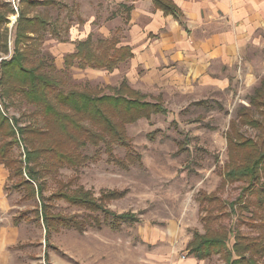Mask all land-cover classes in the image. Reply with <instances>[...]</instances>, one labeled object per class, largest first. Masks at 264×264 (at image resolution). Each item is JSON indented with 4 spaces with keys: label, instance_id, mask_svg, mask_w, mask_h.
Instances as JSON below:
<instances>
[{
    "label": "rangeland",
    "instance_id": "obj_1",
    "mask_svg": "<svg viewBox=\"0 0 264 264\" xmlns=\"http://www.w3.org/2000/svg\"><path fill=\"white\" fill-rule=\"evenodd\" d=\"M20 1L0 0V4L9 3L17 11ZM55 1L56 6H41L28 11L30 16L39 13L49 21L44 39H39L37 44L38 55L43 57L45 64L53 61L59 70H64L60 61L63 51L59 48L63 47V41H71L77 35L80 30L77 25L82 27L83 16L97 13L95 24H98L108 17V13L115 12L118 4L105 0ZM17 17L18 13L8 15V52H1L0 46V60L10 58L14 52L15 32L12 27ZM121 28V33L117 34L123 38L125 27ZM115 29L111 35L116 33ZM94 35L95 38L101 37L97 32ZM1 41L0 38V44ZM126 69L123 66L116 73H101L71 68L65 75L60 74V88H91L110 93L107 86H118ZM132 88L140 91L139 87ZM143 90L148 99H161L169 112L126 125L128 139L141 163L125 168V165L108 161L110 156L104 144L87 146L82 150L88 156L83 166L60 168L43 181L46 182L47 197L57 191L61 183L72 181V189L83 187L106 209L117 214L134 213L138 221L124 223L120 229L114 230L104 212L58 199L49 201L52 212L78 215L86 229L78 231L73 227H62L47 241L36 213L38 203L22 198L23 193L13 188L14 181L8 180V171L0 166V264H226L219 255L196 260L189 255L187 245L194 231H205L198 196L201 191L211 193L219 189L228 161L226 135L230 122L235 118L240 121L238 112L242 106L250 107L254 90L251 93L217 90L210 91L207 96H201L197 90L196 93L161 87ZM200 100H207L213 106L220 103L223 109L196 105L195 102ZM0 102L5 104L4 110L9 118L19 119L20 126L41 124V118L33 114L34 107L21 98L14 96L11 101L1 98ZM253 115L258 117L259 111L256 109ZM239 126L248 137L256 138L259 133L248 126ZM24 148L23 139L14 148V154L20 160H25ZM113 155L126 163L124 147L115 145ZM244 186L243 183L230 184L218 193L222 201L230 203L238 199ZM108 190H115L122 196L99 200ZM251 197V200L256 198ZM239 207L236 205L237 210L232 213H229L230 206L214 211L218 214L216 223L233 230L228 240L229 248L235 243L236 231L248 237L258 234L255 226L260 218L253 222L252 214L246 210L241 212ZM20 213H25L28 220L15 226L12 219ZM259 264H264V257Z\"/></svg>",
    "mask_w": 264,
    "mask_h": 264
},
{
    "label": "trees",
    "instance_id": "obj_2",
    "mask_svg": "<svg viewBox=\"0 0 264 264\" xmlns=\"http://www.w3.org/2000/svg\"><path fill=\"white\" fill-rule=\"evenodd\" d=\"M153 3L157 9L166 15H173L181 25H185L181 9L172 0H153ZM56 5L55 0H21L17 12L9 3L0 4L1 52H8V15L18 13L12 27L15 32L14 52L10 58L0 60V101L1 98L11 101L14 96L19 97L34 107L33 114L41 118V124L20 126L19 119L9 118L4 110L5 104L0 102V164L9 170L8 179L14 181L13 188L23 193L22 198L38 203L36 213L45 229L47 241L54 231L62 227H73L78 231L86 229L80 216L52 212L53 206L49 201L58 199L91 211L104 212L114 230L120 229L124 223L138 221L134 213L117 214L106 209L83 187L72 189V181L61 183L60 188L47 197L46 182L43 181L59 172L60 168L83 166L88 156L82 150L87 146L100 147L104 144L110 156L108 161L125 165V168L141 163L140 156L134 154L128 139L126 125L169 112L161 99H148V95L132 88L126 79L118 86H107L110 93L91 88L61 89L60 74L65 75L72 67L112 72L122 62L132 58L133 53L129 46L119 45L122 36L118 34L122 28H117L109 38H95L91 33L85 40L78 41L76 51L65 58L64 70H59L53 61L45 64L43 57L38 55L37 44L39 39H44L49 21L39 13L30 16L29 11ZM118 7L127 13L124 21L128 23L134 6L120 3ZM195 104L204 105L207 109H223L220 103L213 106L207 100ZM256 109L258 117L253 115ZM238 118L240 121L237 118L231 120L226 135L228 161L219 189L211 193L201 191L198 196L199 209L204 213L201 219L205 231H194L187 245L189 255L198 260L219 255L226 264H259L264 257V79L250 97V107L242 106ZM239 125L259 133L256 138L248 137L239 130ZM22 139L25 160L14 154L16 144L19 145ZM115 145L126 149V163L113 157ZM234 183L245 184L242 193L233 202L222 201L218 192ZM119 196L122 194L108 190L99 200ZM251 196L256 198L251 200ZM236 205L240 206L241 212H250L253 222L260 218L255 226L258 234L248 237L236 231L235 243L229 248L228 240L233 230L217 224L218 214L214 211L230 206L229 213L236 212ZM25 215L20 213L13 217V225L19 226L25 219L28 220Z\"/></svg>",
    "mask_w": 264,
    "mask_h": 264
},
{
    "label": "crops",
    "instance_id": "obj_3",
    "mask_svg": "<svg viewBox=\"0 0 264 264\" xmlns=\"http://www.w3.org/2000/svg\"><path fill=\"white\" fill-rule=\"evenodd\" d=\"M111 1L118 4L115 12L98 24L97 13L84 15L77 35L63 41L59 49L64 69L65 58L76 51L78 41L94 32L109 38L113 29L123 26L119 45L129 46L133 57L112 73L126 66L123 79L143 94H147L143 89L159 87L197 90L201 96L217 90L251 93L264 79V0H172L181 9L185 25L157 9L153 0H105ZM120 3L134 6L128 23ZM0 166L9 177V170Z\"/></svg>",
    "mask_w": 264,
    "mask_h": 264
}]
</instances>
